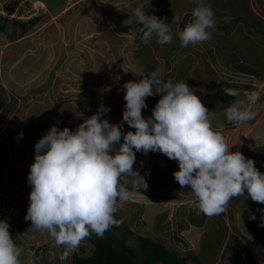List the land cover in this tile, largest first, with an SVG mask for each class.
I'll return each instance as SVG.
<instances>
[{
  "label": "rangeland",
  "instance_id": "374dc122",
  "mask_svg": "<svg viewBox=\"0 0 264 264\" xmlns=\"http://www.w3.org/2000/svg\"><path fill=\"white\" fill-rule=\"evenodd\" d=\"M14 1L17 0H0V15L5 16L2 8L7 2ZM40 1L42 0H18L14 14L8 16L9 18L17 17L22 21L40 16L41 21L23 37L10 41L7 34L0 32V142L5 144L9 154V166L4 178L0 179V221L9 223L12 239L22 249L19 257L21 264H72V255L75 251L68 259L60 260L59 256L64 249L57 247L47 232L35 230L31 226V221L24 219L23 214L26 215L29 206L31 186L29 185L27 190L22 192L11 183L13 177L29 171L34 163L35 152L29 145L26 135L28 124L36 117H49L50 124H47L41 137L52 125H56L60 130L68 127L71 131H75L84 122V114L92 112L95 101L100 104H111L124 100L126 90L123 85L128 81L139 82L142 78L139 75L141 73L147 75L159 69L160 79L163 82L171 80L173 83L179 82V78L189 77L182 73L184 72V67H181L183 58L176 60V55H173L174 52L170 49L171 44H165L163 49L155 42V39L144 44L135 26L124 24L132 11L136 7L142 9L144 6L140 4L144 3L146 4L144 11L147 14L165 20L157 13L160 9H156L153 0H64V7H60L62 0H51L54 11ZM179 2H182L181 13L188 14L190 11L186 10L188 5L185 0ZM246 2H242L244 11L250 10L251 4ZM156 3L166 5L167 0H156ZM239 4L230 3L235 6ZM180 11L178 9L179 13ZM232 11L234 12L233 7ZM169 12L170 16L166 18L165 23L175 24L173 14L170 10ZM190 20L191 17L185 15L182 22L187 23ZM233 25H235L234 22L231 26ZM17 31V28H9L12 35H15ZM225 35L220 36L213 32L212 41H207L206 47L213 46L215 41H226ZM261 42L264 43V38ZM151 44L152 46L149 47ZM180 48H182L181 44L178 50H181ZM198 49L201 51L203 47ZM223 49H225L224 45ZM188 52L191 55L195 54L194 51L189 50V47ZM207 60L212 62L210 58L200 61L202 64L198 65L197 72L193 75L194 78H200L196 80L199 83L189 84L191 91L200 97L201 101L202 95H207L208 86V89H215V85H219V92H224V89L228 88L227 82L244 87L252 84L257 86L258 90H264V80L252 81L251 78L233 74L234 70H229L228 66L225 70L220 67L226 65L224 60L212 63L216 70L208 69L210 67L207 66ZM188 61L185 60V63ZM233 89L237 88L234 86ZM85 90L86 96L83 93ZM100 91H103L105 96L95 100L93 93L98 94ZM240 92L236 99H230L226 95V101H228L226 108L237 100L245 101L247 104L246 94L252 91L245 88ZM208 94L211 93L208 92ZM159 99V95L146 98L148 107L142 110V116L148 114L147 116L150 117ZM219 104L221 105L218 100L214 102L216 106ZM258 112L259 125L256 127L253 124L252 128L242 134L244 140L246 139L244 143L246 147L253 148L245 151L239 147L241 148L239 151L246 158L256 160V165L264 163V102ZM227 123L226 120V124H221L220 127H227ZM231 127L236 126L229 123L227 129ZM238 129L237 127L231 135L226 136L225 139L229 145H231V136L237 133ZM230 151L234 152L232 147ZM255 152H260V156L254 158L252 154ZM165 159L163 155L159 157L161 162ZM171 191L173 193V190ZM174 196L181 197V194L177 193ZM239 200L242 204V196L234 197L230 204L232 208L228 211L225 209L224 212L234 232L228 245H225L223 253H221L222 247L226 239L225 234L227 235V224L223 214L208 217L200 212L194 222L187 218L188 223L198 225L199 228L193 226L195 229L186 236V232L181 230L185 224L180 220L184 219H180L175 211L176 216L170 220L169 212L161 206L160 215L156 217L154 225L157 229H162L165 223L164 226L167 227L159 240L164 241L165 245L179 256L194 253L197 263L190 260L187 264H264V248L249 235L244 225L248 210L244 211L242 206L238 205ZM181 213L188 214L190 217L193 215L192 212L187 211ZM149 214L148 212L147 216ZM143 225L144 222L141 221L140 230H144ZM172 228L176 230L175 234L177 233L181 240L176 239ZM123 230V228L117 229L116 233L119 234L117 237L120 238L125 234L128 237L126 245L137 260H141L143 252L138 238L141 235L152 238L157 235L151 236L148 231L143 233L138 229H131L132 232L126 233ZM239 232L243 237L237 242L236 235ZM238 238L241 237L238 235ZM189 239H193L196 243ZM83 244L85 240L80 247ZM80 247L76 251H79ZM83 249L85 251L82 250L80 253L84 256L92 253L90 245Z\"/></svg>",
  "mask_w": 264,
  "mask_h": 264
},
{
  "label": "clouds",
  "instance_id": "9594fccd",
  "mask_svg": "<svg viewBox=\"0 0 264 264\" xmlns=\"http://www.w3.org/2000/svg\"><path fill=\"white\" fill-rule=\"evenodd\" d=\"M194 2L197 6L191 12V20L179 33L181 47L210 41L216 30L211 5L205 0ZM4 8L5 5V17L10 16ZM10 19L22 21L17 17ZM124 24L135 26L144 44L153 39L160 45L173 41L169 24L140 7ZM159 72L157 69L147 75L141 73L139 82L123 85L126 104L120 124L101 119L109 111L101 107L75 131L50 126L35 144L34 163L27 177L31 191L24 219L31 221L35 230L47 232L55 245L64 249L60 260L68 259L90 234L103 237L111 227L122 223L114 214L118 202L128 201L130 193L120 178L135 176L137 184L147 187L144 178L133 171L136 152H159L176 161L179 170L173 173L175 181L182 189L191 190L199 210L208 217L224 213L234 197H250L264 204V173L255 167V161L239 150L230 151L233 145L213 129L210 111L185 81L163 82ZM224 93L241 94L233 88H225ZM154 95L160 99L151 116L145 118L142 110L148 107L146 98ZM259 99L260 92L247 93V104L237 100L224 110L226 120L235 124L253 120L257 115L253 106ZM123 123L135 132H122ZM114 145L120 147L112 154ZM9 227L8 222L0 221V264H21L22 249L14 243Z\"/></svg>",
  "mask_w": 264,
  "mask_h": 264
},
{
  "label": "crops",
  "instance_id": "0c3cea01",
  "mask_svg": "<svg viewBox=\"0 0 264 264\" xmlns=\"http://www.w3.org/2000/svg\"><path fill=\"white\" fill-rule=\"evenodd\" d=\"M179 1L180 0H167L166 5H164L157 4L156 0H153V4H156V9H160V11L157 13L160 14V16L164 17L165 20L170 16L169 10L172 12V18H174L175 24L171 25V30L173 32V36L178 39L179 33L182 31L183 27L186 24L182 22L184 16L186 15L188 17H191L192 10L197 6V4L193 0H185L186 4L188 5V8L186 10H189L190 12L188 14H182L180 11V9H182V2ZM246 1L250 2L251 5L250 10L244 11L242 2L247 3ZM205 2L211 5L215 14V22L217 27L214 33H217L220 36L226 34V41H215V44H213V46L211 47H206L207 41L197 45H189V50L191 52H195V54L192 55L188 52V47H182L180 48L181 50H178L180 45H178L175 50L170 48L172 52H174L173 55H176V60L183 58L181 67H184V72L182 73L189 77L179 78L180 81H185V83H187L188 85H194L199 83L198 81L196 82V80L200 78H194L193 75H195V72H197L196 68H198V65L202 64L200 63V61L205 60V58H210L212 61L210 62V60H207V66L210 67L208 69L216 70L212 63H217L219 61L223 62L224 60L226 62V65H222L223 67L220 66L221 68L226 70V67L228 66L230 68L229 70H234L233 74H237L246 78H251L252 81L264 80V43L261 42L264 38V2L262 0H259V2L258 0H205ZM230 3H234L235 5H237V3L240 4L238 6H235L230 5ZM140 5L144 6L142 9L145 10L146 4L144 3ZM147 5H149V3ZM232 7L234 8V12L232 11ZM235 7L237 8L235 9ZM178 9L181 14L178 12ZM233 22L235 25L231 26ZM177 25H180L182 28L180 26L178 27ZM251 30L255 31V33L250 32ZM256 32L258 33V36ZM223 45L225 46V49H223ZM151 46L152 44L149 45V47ZM198 47H203V50L200 51ZM177 54H179V56H177ZM185 60L189 61L185 63ZM197 61L198 64L196 65ZM215 66L217 67L216 64ZM218 86L215 85V89H208V86L207 95H202V97L206 98L208 95H210L208 94V92L211 94L218 92ZM102 92L103 91H100L98 92V94L94 92V99L100 100L102 97H104L105 94ZM83 93H85L84 96H86V90L83 91ZM203 93L204 92H202V94ZM215 101H206L203 103L204 106L210 111V120L213 129L216 131H220L226 138V136L231 135V132L235 131L234 129L238 127L239 129L237 130V133L232 135L230 138V143L231 145H233L232 149L234 151L241 150V148L239 147H242V150L245 151L252 149L253 147H246V144H244L246 143V139L244 140L242 135L243 132L252 128V125L246 123L235 124V128L231 127L230 129H227L229 124L228 122L227 127L225 126L221 128V124H226V118L224 116V110L226 109V107L219 100L218 101L221 103V105H214ZM125 104V100H118L115 103L111 104H100L99 102L96 103L95 101V108L93 107L91 110L92 112L84 114L83 117H85L86 120L95 113H97V111L101 107H105L109 109V111L105 115H103L101 119H107L110 124H120L123 120L122 113ZM147 115L148 114H145L144 117L147 118ZM257 120L256 122L258 124L256 122L253 123L256 125V127L260 123V121ZM45 129L42 131V133L45 131ZM127 131L135 132V129L130 128L127 123H123L122 132ZM42 133L39 135L38 140L40 139ZM120 143H123V137H121ZM119 147V145H114L112 154H115V152L119 150ZM135 155L136 162L133 165V171L137 172L141 177L144 178L147 187L144 188V185L142 183H136L138 177L122 176L120 178V183L123 184L130 193V199L128 201L118 202V205H120V207L118 206L117 216L119 220L122 221L121 224L125 232H132V230L135 229H138L139 232L143 233L148 231L151 236L155 234L157 235V237L153 238L154 240H158L165 245L164 241L159 240L161 239L159 237H161L163 231L166 230L167 226H164V223L162 229H157L155 227L156 225H154L156 217L160 215V207L164 206L165 210L169 212L170 220L171 218H174V216H176L175 211L178 213L180 219H184L180 220L185 224L182 227L183 229L181 230L182 232H186V236H189L191 230L195 229L193 226L198 227V225H192L188 223L187 218L191 222H194L196 218H198V215L201 211L198 210L197 201L195 200L191 190L189 188L182 189L181 186L174 179L173 173L179 170L178 163L174 160H169L165 155L159 152L149 151L147 155L143 154L142 152H136ZM162 155L166 157L164 162L159 161V157ZM252 160L256 162L255 159ZM28 187L29 184H27L26 188L21 191L24 192L25 190H27ZM171 190H173V193ZM177 193L181 194V197L174 196V194ZM230 204H232L231 200L226 207V211L232 208ZM238 205L242 206L241 200L238 201ZM193 209H195L194 212ZM182 211L192 212L193 215L190 217L188 214H182ZM148 212L150 213L149 216H147ZM222 214L224 215V213H221L220 215ZM203 219H205V217ZM224 219L225 223L227 224V235L225 234L226 239L224 241L221 253H223L225 245L228 244L231 235L234 232L232 224L226 219V215H224ZM164 220L167 221V219ZM141 221L144 222V230L139 229ZM154 229L155 231H153ZM172 231L174 233V236H176V239L181 240V238H178V234H175L176 230L174 228H172ZM238 235L241 238H238ZM140 237L143 236L141 235ZM242 237L243 235L241 234V232H239L236 235V239L238 240L237 242L241 241ZM189 240L195 244V241L193 239V241L191 239ZM183 241L186 242V240ZM165 246L169 248V246ZM235 248L237 249V247Z\"/></svg>",
  "mask_w": 264,
  "mask_h": 264
},
{
  "label": "trees",
  "instance_id": "16d2710c",
  "mask_svg": "<svg viewBox=\"0 0 264 264\" xmlns=\"http://www.w3.org/2000/svg\"><path fill=\"white\" fill-rule=\"evenodd\" d=\"M48 9L54 11L51 7V0H42ZM61 2V1H60ZM62 5L64 7V0H62ZM18 5V0L14 2H7L5 4V11L7 14L11 15ZM41 21L40 16L37 18H32L28 21H18L16 19H10L5 16L0 15V32L8 35L10 41H14L23 37L27 31L32 29ZM172 24H169L170 28ZM17 28L18 31L15 35L10 34L9 28ZM172 32V30H171ZM255 33V31H250ZM257 36L258 33L256 32ZM173 35V32H172ZM181 44V41L173 36V41L171 43V49L175 50L178 45ZM163 48L165 45H161ZM161 47V48H162ZM228 88H234V86L239 90H244L247 88L249 91H258L260 92V99L254 105L253 110L256 111L257 115L255 118L258 119L259 112L258 110L263 106L264 102V91L258 90L257 87L252 86H236L235 83L227 82ZM222 86V84H221ZM224 87H226L224 85ZM224 89V88H222ZM221 93H223L221 95ZM230 99H236V96H229ZM219 100L226 107V94L224 92H216L214 94L208 95L206 98L202 99V103L206 101H215ZM230 103V102H229ZM256 119V120H257ZM50 118L46 116L36 117L31 120L26 129V135L29 145L32 147L35 152V144L38 141L39 135L45 129L48 123H50ZM256 121H248L249 125H253ZM235 126V123H233ZM232 126V125H231ZM262 153V152H261ZM254 158L260 156V152H255L252 154ZM9 166V154L5 144L0 142V179H3L7 168ZM261 173H264V163L255 166ZM29 171L18 174L12 178L11 183L18 187L20 190H24L28 184L27 177ZM245 197H247V192H245ZM120 207V205H118ZM242 208L248 210L247 216L244 218V225L250 236H252L260 245L264 247V204H258L251 200L250 197L246 199L242 197ZM117 212L114 214L115 218L119 220ZM23 216H25L23 214ZM255 219H252V217ZM118 228H123L122 224L119 226H113L108 231H106L103 237H98L94 233L90 234L89 237L85 239V244L80 247L79 251H75L72 255V264H187L190 260H194L197 263V257L194 253H188L186 256H179L174 251L167 248L162 242L154 240L149 237H140V248L143 252V257L141 260H137L134 253L126 245L127 236L124 234L122 237L118 238V233H116ZM115 229V230H114ZM124 229V228H123ZM115 233L113 234V232ZM121 232V231H120ZM124 232V230H123ZM126 233V232H125ZM196 243V242H195ZM90 245L92 247V253L90 255H82L80 251H85L83 248Z\"/></svg>",
  "mask_w": 264,
  "mask_h": 264
}]
</instances>
